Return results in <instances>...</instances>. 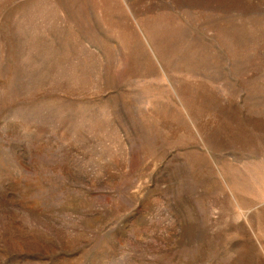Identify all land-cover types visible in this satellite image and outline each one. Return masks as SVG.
<instances>
[{
    "label": "rangeland",
    "instance_id": "1",
    "mask_svg": "<svg viewBox=\"0 0 264 264\" xmlns=\"http://www.w3.org/2000/svg\"><path fill=\"white\" fill-rule=\"evenodd\" d=\"M0 264H264V0H0Z\"/></svg>",
    "mask_w": 264,
    "mask_h": 264
}]
</instances>
